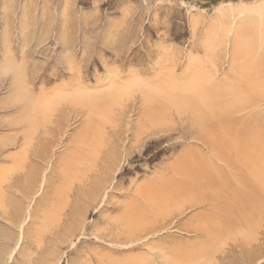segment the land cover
<instances>
[{"label":"rangeland","instance_id":"374dc122","mask_svg":"<svg viewBox=\"0 0 264 264\" xmlns=\"http://www.w3.org/2000/svg\"><path fill=\"white\" fill-rule=\"evenodd\" d=\"M259 6L264 0H0V138H5L0 144L6 142L0 148V264H100V257L102 264H132L128 258L136 256L145 261L134 264H166L159 252L178 257L187 249L204 254L191 262L180 255L183 264H245L248 254L229 251L237 239H256L255 225L203 250L200 236L184 230L201 209L180 214L183 203L161 199L153 186L168 176L176 183L171 167L182 160L201 165L200 159L183 157L189 145L202 146L186 130L191 115H198V102L210 103L195 71L211 69L221 51L217 78L224 81L228 73V86H237L236 69L251 58L249 46L261 45ZM225 27L241 30L235 43V31L222 39ZM170 67L176 78L169 77ZM24 103L30 104L24 108ZM13 117L36 126L27 121L25 128H9ZM31 126L33 138L22 133ZM87 128L91 149L82 145ZM72 152L77 157L83 152L87 161L79 165L74 155L71 163L66 154ZM29 162L38 170V186L33 200H22L26 175L33 173L27 171ZM97 173L102 181L90 176ZM93 185L106 189L94 207L84 209ZM69 201L78 202L72 211ZM132 221L158 223V230L132 244L110 232L117 227L121 235Z\"/></svg>","mask_w":264,"mask_h":264},{"label":"bare ground","instance_id":"6f19581e","mask_svg":"<svg viewBox=\"0 0 264 264\" xmlns=\"http://www.w3.org/2000/svg\"><path fill=\"white\" fill-rule=\"evenodd\" d=\"M263 7L259 6L257 10L261 14L264 13ZM248 9H245V13ZM235 24L236 22H234V25ZM237 25L239 26V24ZM261 27H259V29H261ZM238 28L240 29V27ZM224 31H225V34L222 38L223 40L225 39L226 36H228V34L229 36H231L235 31V35L233 39L234 43L236 42L237 39H239V37L242 34L241 32H239L241 30L236 29V27L234 28L230 27L229 29L225 27ZM227 31H228V34H227ZM259 32L261 35V41H260L261 45H259L260 47L258 49L249 46V51L252 56L251 58L246 57V59H244L245 62H241V65L239 66V68L236 69V71L239 72L237 79H236L238 80V84L237 86H234V88L233 87L231 88L228 86L227 82L228 80H230L228 79L229 78L228 73H226L224 81L217 78V73L220 71V68L218 67L220 66V62L223 60L222 59L223 55L221 51L218 52L215 60H213V66H211V69H209L210 66L205 65L204 67L195 71L196 78L204 79V81L199 80L200 82L198 83V86L202 87L201 92L203 93V96L210 98L209 99L210 103L208 107H206L205 105L200 104V102H198L199 112L197 113L196 111L198 115L194 114V115H191V117L189 118L190 124H188V126L190 129L186 130V135L187 137H190L191 140L193 139V141L195 142L200 141L202 146H198L196 144L189 145L184 150L183 157H185L188 161H191V162H194L196 158L200 159L201 165L199 166L192 165L188 163L187 161L182 160L181 163L171 167V171L175 170L177 172L176 173V179H177L176 183L174 181L169 182L171 178L168 176V177L163 178V180L160 179L164 182L159 181L160 184L156 183L157 184L156 187L152 185L153 188H155L153 190L157 194L158 192L161 193V199L164 198L165 201L167 199H170L179 204L183 203V205L181 206L182 208L180 209V214L192 208L201 209V211L196 212L193 215L192 219L194 220V222L188 221L187 226L184 224L185 225L184 230L187 231L188 233L194 232L198 236H200V240L198 241V243L199 244L201 243V245H203L202 246L203 250L208 249V246L212 245L215 241L222 240L224 236L227 234L235 233V232L240 233V231H245V230L250 231V229L254 227L255 225L256 230L259 231L256 239L252 238L250 241L249 240L242 241L243 239L241 237L242 240L237 239L236 241L239 243H233V248L229 251L231 253V251H233L234 249H237L240 252L242 251V254L243 253L248 254L246 258L244 259L245 264H253L254 262L253 260H259L261 262L264 260V110L262 109V106L264 105V26L262 27L261 31L259 30ZM259 32L257 33V35L255 33H253V35L256 38L258 36L260 37ZM237 59L238 58L236 56L232 57L231 60H232L233 66H236V67L238 66ZM176 63L177 61L176 62L174 61L172 66L176 65ZM168 66H170V63H168ZM230 69H232V67ZM206 71H210V72H206ZM170 74H173L174 77L176 75L175 70L172 69V67H170L169 77L171 76ZM210 76H211L210 80L212 81L211 84L209 85L205 84L206 81H208L207 80L208 77ZM163 78L165 79V77ZM148 98L151 99V96L147 97V99ZM29 104L30 103L26 105L24 103L23 107L27 108ZM82 108H80V110ZM75 109L77 110V108ZM16 110L18 109L16 108ZM77 112L75 113L77 114V116L81 114L80 112L78 113ZM143 117L144 115L142 116V118ZM69 119L71 120V118ZM14 120H15V117H13V121L7 124L9 128H17L23 122L21 120L19 121L18 120L14 121ZM27 121H28L27 119H24V123L26 125H27ZM35 122L33 123L35 124ZM33 123L31 122L30 124H33ZM25 124L23 125L21 124V126L25 128L24 127ZM196 126L200 128V130L197 132L194 131V128ZM116 128H114V135L112 137L113 139L111 138L113 141L112 144H115L116 135H118L117 133L115 134ZM32 130H33V127L31 126L29 127L28 131H22V133L26 135V137H29L30 135V137L33 138L34 136L32 134L33 133ZM45 131H48L47 134L44 135L41 138L42 139L41 142H39L42 150L45 149L44 146L47 145V138H48L47 136L49 135L50 129L47 128V130H44L43 132L46 133ZM83 131H85L84 128H83ZM95 131L96 133H98L97 132L98 130H95ZM61 132L62 131L60 130L59 134ZM83 133L85 137L83 138L84 141L82 140V145L85 143L87 145L86 149L87 148L91 149L90 147H92L91 146L92 143L89 142L90 140L88 139V137L89 138L91 137V133H92L91 128H87L86 132H83ZM15 137L19 138V135H15ZM4 139L5 138H0V143H2ZM5 143L0 144V148L2 150H4ZM23 150H25V148ZM35 151H33L32 156L37 155ZM83 151L85 152L86 150L84 149ZM78 153H79V157H77L76 156L77 154H74V152H72L71 154L67 153L66 157H70L68 159L71 161V156L74 157L75 155V157H77V159L75 158L77 160V164L83 165L82 161L85 160L87 155L84 158L85 154L83 152H78ZM38 156H40L42 159L44 158L41 155H38ZM87 159L85 161H87ZM94 161L96 162L95 159ZM73 163L75 162L73 161ZM223 164L224 166H221ZM94 165L97 166V164H94ZM27 167L30 169L27 171H30L33 173L32 174L30 173L31 175H26L27 178L25 180V186H23L25 187L24 189L26 192L21 191L24 193L22 196L23 197L22 200L23 199L27 200L28 198H32L31 200H33V197L36 194V186H38L37 183L39 180V179H36V173L38 170L30 162ZM75 168L78 169V167L76 166ZM102 170L104 171V169ZM76 171H80V168ZM26 172L24 174H26ZM172 173L174 174V172ZM26 176H24V178ZM90 176L93 179L95 178L94 181H98L99 179H101L98 173L91 174ZM44 178L46 180V177ZM88 178H86V182ZM8 185H10V183ZM105 185H106V182H105ZM77 186L78 187L80 186L81 189L83 187L80 184ZM105 189L106 188H102L101 185H93L92 187H90V192L84 201L83 208L87 209V208L94 207L95 204L98 202V199L102 197V194H104ZM140 191H138V193ZM192 191L194 193H191ZM186 194L188 195L185 199L183 196ZM139 195H143V194H139ZM8 197H9V200H12V198L7 195L6 198ZM75 200H76V197H75ZM77 203L78 202H76L75 204L72 201V204L70 205V201H69L70 206L68 205L67 206L69 207L70 211H72L73 207L77 206ZM132 207L134 208V206ZM133 210H136V209H133ZM29 219L30 217H28L26 220H23V222L26 223V221ZM153 222H158V220H154ZM135 223L136 225H132ZM141 223L142 222L132 221L129 225L124 224L123 232L121 235L118 234L117 227H114L115 229L110 232L117 234V239H120V237H122L123 239H130L131 244L135 242L139 243L142 241L143 238H145V236L149 234L151 235L158 230V223H154L153 225L152 223L151 225H147V224L141 225ZM191 224H193V226L189 227V225ZM121 225L123 226V224ZM69 229L71 228L69 227ZM240 235L244 236L242 233ZM210 242H213V243L211 244ZM188 243L190 244L189 241ZM180 247L182 249V246H177L176 249L180 250ZM187 250L188 251L183 253V255H185L186 257V260L188 259L187 261H190L191 259H194L202 254V253L197 254L196 252L191 251L189 249ZM163 251L159 252V255L165 258L164 260H166V264L167 263L183 264L180 258L181 253H178V257L177 255L173 256L171 254V257L167 258V255L164 253L165 251L164 252ZM223 252H226V251H223ZM175 253L173 254L175 255ZM128 259L132 262V264H134L139 259H142V257L136 256L135 259L132 257ZM102 261H103V258L100 257L98 262L102 264Z\"/></svg>","mask_w":264,"mask_h":264}]
</instances>
